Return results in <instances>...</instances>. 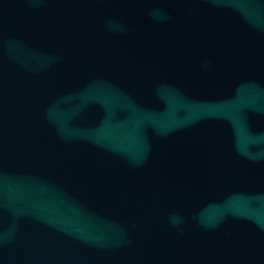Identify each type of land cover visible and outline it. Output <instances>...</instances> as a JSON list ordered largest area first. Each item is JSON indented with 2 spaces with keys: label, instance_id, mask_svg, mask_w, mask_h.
<instances>
[{
  "label": "water",
  "instance_id": "1",
  "mask_svg": "<svg viewBox=\"0 0 264 264\" xmlns=\"http://www.w3.org/2000/svg\"><path fill=\"white\" fill-rule=\"evenodd\" d=\"M0 264H264V0H0Z\"/></svg>",
  "mask_w": 264,
  "mask_h": 264
},
{
  "label": "clouds",
  "instance_id": "2",
  "mask_svg": "<svg viewBox=\"0 0 264 264\" xmlns=\"http://www.w3.org/2000/svg\"><path fill=\"white\" fill-rule=\"evenodd\" d=\"M172 219H173L174 222H176V221H178L179 218L178 217H173Z\"/></svg>",
  "mask_w": 264,
  "mask_h": 264
}]
</instances>
